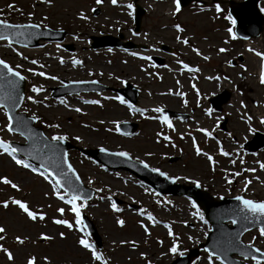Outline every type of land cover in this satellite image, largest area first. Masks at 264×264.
Masks as SVG:
<instances>
[{"label": "rangeland", "instance_id": "obj_1", "mask_svg": "<svg viewBox=\"0 0 264 264\" xmlns=\"http://www.w3.org/2000/svg\"><path fill=\"white\" fill-rule=\"evenodd\" d=\"M132 1L118 0L117 4L113 5L110 0H103L99 4L101 12L93 15L94 8L99 6L95 0H52L51 4L45 3L44 0H0L1 19L34 23L42 21L51 28L65 29L69 33L64 42H45L42 44L43 47L27 48L13 45L17 51L26 55L29 61L36 59L39 62L37 65H32L21 56H17L6 42H0V56L12 66L23 65L20 71L27 77L25 97L32 95L40 101L32 103L25 99L22 110L40 118L35 121V125L41 126L49 138L56 133H66L69 137L67 140L82 148L105 147L127 151L134 158L144 160L151 167L159 168L169 176L189 177L187 180L179 181L189 183L191 180H198L216 197L244 195L253 200H264V170H261L257 163V161L264 163V149L252 154L243 149L244 143L252 138L255 131H264V124L260 122L264 117V86L258 82L261 61L254 52L248 51L251 48L260 52L264 48V37L251 42L252 44L229 38L227 33L229 25L223 16L228 0L217 2L206 0L208 6L203 10L190 5L182 8L177 16L171 15V0H139L147 9V14L142 22L143 32L136 36L131 29L134 23L133 8L129 10L126 7ZM9 4L13 5V8H9ZM216 4L220 5L219 13L215 11ZM260 6L264 9V1ZM129 11L132 12L131 16L128 15ZM80 12L88 16V20L80 19L78 15ZM29 13L32 15L29 16ZM177 23L185 29L183 33H177L174 29L173 25ZM120 31L127 40L141 44L151 43L154 46H159V43L168 44L175 47L178 53H158L156 50L127 51L117 47L97 50L90 46L93 35L103 33L118 35ZM177 35L181 38L189 37V44L199 49L202 55L197 56L190 46L178 42ZM56 44H60L61 47L57 49ZM65 44H71L72 49L66 48ZM220 47L227 48L228 51L218 54L217 50ZM133 52L137 55L133 56ZM240 53L245 54L246 60L243 64L245 68L231 67L229 60ZM151 54L162 56L164 63L159 65L152 61ZM203 55L209 56L210 59L203 60ZM145 56L150 59H143ZM60 58H63V64L60 63ZM72 59L80 60L81 64L73 67ZM178 60L190 67H198L200 71L182 70V65L177 63ZM41 64L44 65L43 68L40 67ZM30 67L58 79L34 76L25 71ZM216 76H220L221 79H214ZM225 76L228 79H224ZM81 80H98L109 88L55 97L58 88L67 87V81ZM126 82L139 89V102L136 106L132 105V108L146 109L144 116L130 110L129 101L113 89L125 86ZM193 84L196 86L195 89L192 87ZM240 84L242 89L238 87ZM33 85L42 86L43 91L39 94L32 93L30 89ZM223 88L233 91L232 99L223 112L213 111L208 98ZM169 89H172L173 93L179 91L185 95L181 97L168 94ZM116 96L123 97L128 104H121L115 99ZM61 100L65 103H60ZM91 100H99L100 104L85 103ZM241 101L245 107H241ZM76 107L82 111L75 112ZM155 107L188 112L190 115L186 119L169 117L173 123V130L159 120L146 118L159 115L151 111ZM209 109L210 115L207 111ZM245 113L252 117L251 121L246 122V117L241 119ZM218 118H222L219 119V124ZM225 118L226 130L221 128ZM113 121L117 123L114 124ZM124 121L137 122V132L133 135L117 132L115 128ZM6 123L7 119L0 110V129H4ZM49 124H59L60 127L50 128ZM199 127L212 131L215 139L206 138L197 131ZM249 127L253 131H249ZM158 132L162 133L160 137H157ZM189 132L191 136L188 135ZM163 135H168L171 140H163ZM75 136H80L81 140H75L73 138ZM192 137H195L203 151L213 156L216 161L215 171L212 170L213 165L203 156L195 155ZM0 138L26 142L18 133L9 134L6 130L0 131ZM95 140L98 143H95ZM216 140L221 142L220 146L225 151L232 153L230 157H224L219 153ZM147 152H151L152 155L146 156ZM101 155L112 164L121 165L125 162L122 157L112 155L110 152H101ZM173 156L180 159L170 162L169 158ZM68 157L86 186L104 189L100 193L94 192L93 198L87 201L82 209V214L85 213L93 220L102 247L97 245L91 234L90 239L97 249L110 259V264H145V260L139 255L140 252L147 253L152 264H170L181 255L180 252L187 253L189 248L197 247L199 242L205 241L207 236L205 233L208 234L210 231V224L205 225L198 217L192 215L195 209L192 208L193 201L190 199L179 195H154L158 192L137 176L126 170L105 167L79 149H70ZM241 159L243 164L240 163ZM230 160L236 162L232 164ZM248 168H255L256 171H243ZM234 172H240L241 175L235 177L231 185L226 184L224 177L231 178ZM0 176H7L22 189L21 192H16L10 186L0 184V201L13 196L28 201L32 206H42V210L47 214L44 222L32 223L27 221L16 207L10 206L7 210L0 207V225L7 229L4 245L16 256L14 264H24L26 254H33L38 258L47 256L51 264H95L90 261L89 253L75 244L78 233L51 222L53 217L60 218L55 209L67 206L55 197L43 196L44 192L50 191V186L46 182L30 171L16 166L6 155H0ZM245 178L251 180L246 192L242 191ZM89 179L93 181L91 185L88 184ZM146 188L149 191L146 192ZM101 196L105 199H100ZM108 196L117 203L120 212L112 211ZM140 208L145 209L144 216L139 214ZM149 212L158 223L153 224L147 220ZM116 217L125 220L124 227L116 225ZM62 218L70 221L73 219L67 210ZM163 220L165 223H162ZM138 221H143L148 226L149 235L143 232ZM164 224L172 228L173 237L167 235ZM47 227L57 229L55 233L49 234L54 239L49 242L38 240L39 234L45 232ZM59 232H64L67 239L61 240L57 235ZM15 235L27 236L29 239L23 246L16 245L13 240ZM253 237H256L255 246L264 250V238L259 237L257 230L246 233L243 240L248 243ZM121 239L136 241L139 252L131 254L130 251L134 249L129 244L121 246L119 244ZM173 239L178 242L176 253L169 251ZM32 240H36V243L32 244ZM113 241L117 243L114 245ZM206 255L202 250L191 264H207ZM245 262L253 264L251 260ZM0 264H8L3 253H0ZM40 264L43 262L40 261Z\"/></svg>", "mask_w": 264, "mask_h": 264}, {"label": "snow or ice", "instance_id": "obj_2", "mask_svg": "<svg viewBox=\"0 0 264 264\" xmlns=\"http://www.w3.org/2000/svg\"><path fill=\"white\" fill-rule=\"evenodd\" d=\"M45 3L51 4L52 0H44ZM102 2V0H95V3L99 5ZM118 0H110V3L113 5H116ZM182 3L183 0H171V15L177 16L182 11ZM9 8H13V5L9 4ZM126 7L131 10L133 8V4L128 3ZM202 10V9H201ZM215 11L219 13L221 11L220 5H215ZM264 11V9H262ZM32 14L29 13V16ZM79 18L82 20H88V16H86L83 12H80ZM128 15L131 16L132 12L129 11ZM44 19H47V17H44ZM228 20H231L234 24L235 21L232 20V17H227ZM47 27L46 24L41 23H29V24H11L7 20L0 19V28H2L4 31L0 32V41H5L7 46L12 49L13 52L17 56H21L23 60L29 61V58L26 55H23L22 52L17 51L14 45L13 37L17 38V41L19 38L24 39H30L32 35L35 33L26 32L25 29L31 28V29H39L41 27ZM174 29L177 33H183L185 29L180 24L173 25ZM227 33L229 34V38L232 40L237 39L236 33L233 31L231 27L227 29ZM47 33H45L46 35ZM145 37H147V34H145ZM247 39V37H245ZM176 40L183 45L190 46L191 50L197 55L201 56V52L199 49H197L194 46H191L189 44V37L185 36L181 38L180 35L176 36ZM227 43V41H225ZM43 47V45H41ZM61 47L60 44H56V48L59 49ZM108 51H112V49H108ZM228 49L224 47H220L217 50V53H225ZM248 51L254 52L257 57L260 58L261 64H260V72H259V84L261 86H264V53L255 51L254 49L249 48ZM45 55H48L45 53ZM133 56H136L137 53L133 52ZM143 59H150V57H143ZM202 59L205 61H208L210 59L209 56L203 55ZM32 65H37L39 62L36 59H32L29 61ZM60 63L63 64L64 60L63 58H60ZM73 67L76 65H80L81 61L78 59H72L71 61ZM178 64L182 65V70H187L188 72H199L200 69L198 67H190L188 64L183 63V61H177ZM23 67L21 64H16L15 66H11L7 61L4 59H0V81H3V83H0V110L3 111L4 116L7 119V123L4 126V129H0V131L6 130L9 134H15L18 133L20 136L24 138V140L27 142L26 147H18L14 146L13 142L0 138V155H6L10 160L19 168L30 171L31 173L35 174L36 176L40 177L44 182H46L50 186V191L44 192L43 196L45 198H48L49 196L55 197L56 200L61 201L67 208L65 207H57L55 209L56 213L59 214L60 218L53 217L52 223L54 225L64 226L69 231H75L78 233L75 244L79 247L85 250L90 255V261L95 262V264H110V259L107 258L102 252H100L96 245L92 242L90 239V233L87 231V226L84 224V221L82 219V209L86 206V202L90 200L92 197L87 194V192H84L76 182L80 180V176L76 173V170L72 167V165L69 163L68 160V154L67 152H62L60 149V142L67 140L68 134H53L50 138L44 136L43 133H37L35 132L31 127H29V121L24 119L21 116H13L11 114L12 110L16 108H20L22 101L27 99L28 101H31L32 103H40L34 96L29 95L25 97L22 93H18V85L20 81H24L27 79L25 75H23L20 71V69ZM41 68L44 67V65H40ZM241 69L245 68V65H240ZM25 71L31 73L32 75L46 77L47 74L43 71L37 72L34 68H27ZM91 74V72H90ZM48 79L51 80H57L58 77L56 76H47ZM224 79H228L226 76L223 77ZM208 79H213V77H208ZM216 80H220V76L214 77ZM4 83L8 85V90H4ZM95 83V81H93ZM177 84H179V81H177ZM193 89L196 88L195 84L192 85ZM32 93L39 94L43 91L42 86L38 87L36 85H33L30 89ZM197 95H199V90L197 89ZM168 94H175L178 96L183 97L185 94L183 92H175L173 93L172 89L168 90ZM116 100H118L121 104H128V101H126L121 96H116ZM7 101V103H5ZM60 103L64 104L65 101L61 100ZM85 103L90 104H100L99 100H91V101H85ZM186 104L187 101H184ZM130 110H133L135 112H138L141 116L145 115L146 109L141 108H132V105H128ZM241 107H245L243 104V101H241ZM75 112L80 113L82 110L79 107H76L74 109ZM151 111L154 113L159 114L158 116L153 117H146L148 119H156L159 120L163 125H166L169 129H173V123L170 120L168 114L164 111L161 107H155ZM209 115L211 114V110H207ZM246 122L251 121L252 117L250 115H247L245 113L244 116L241 117V119H245ZM40 118L33 114L30 117V120L36 121ZM219 119H217V124H219ZM260 122L264 124V117L261 118ZM103 123V121H101ZM114 124L117 122L113 121ZM87 125H85L86 127ZM48 127L50 128H59V124H49ZM117 132L120 131V128L117 126L115 128ZM249 131H253L251 127L248 129ZM197 131L202 133L206 138L215 139L213 136V132L209 129L199 127L197 128ZM162 133H157V137H160ZM189 136H191V133H188ZM75 140L80 141V136L73 137ZM163 140L170 141L171 138L168 135H163ZM39 145H43V147H38ZM216 144L218 146L219 153L224 157H230L232 153L225 151L222 146H220L221 142L219 140H216ZM175 147V145H172ZM192 147L194 149L195 155L197 157L203 156L207 162H209L211 165H213V171H215L214 165L216 164V161L214 160L213 156L209 154L208 152L203 151L197 144V141L195 137H192ZM101 152H107L108 150L104 147L100 148ZM112 155H116L119 157H125L129 158V153L127 151H118L115 153H111ZM146 156H151V152L145 153ZM138 160L139 164H142L145 169L149 168V165L144 160ZM37 162V163H34ZM236 161L230 160V163L234 164ZM240 163L243 164V159L240 160ZM259 167L261 170H264V163H260ZM66 166V170H65ZM150 171L154 173H158L160 176L165 177L170 180H180V179H189V177H179V176H168L167 173L161 171L159 168H151ZM243 171L247 172H255V168H248L243 169ZM240 172H234L232 173L231 178L228 176H225V182L226 184L231 185L233 182V179L235 177L240 176ZM73 177L75 178V181L73 180ZM258 179V178H257ZM93 183L92 179L88 180V184L91 185ZM191 183L194 184L196 187H200V182L198 180H191ZM251 183V180L245 178L244 185L242 191H247V188L249 184ZM0 184L10 186L11 189L15 190L16 192H21L22 189L20 185L16 182H13L12 179H9L7 176H0ZM104 191L102 188H96L95 192L100 193ZM145 191H149V189H145ZM154 195H159V193H154ZM100 199H105V197L101 196ZM107 199L111 201L110 208L114 212H120L121 209L118 207L117 203L112 200L111 196H108ZM236 201L239 202V207L235 213H229L228 218L231 221V224L236 225L240 224L242 231H238L234 234H231V238L227 239L226 243L223 246H218L217 244H214L212 246V249L205 248L204 251L207 254V264H216V262H219V264H230L228 261V253L229 252H239L240 255L243 257L245 261L251 260L253 264H264V251H262L260 248L256 247L254 244V241L256 240V237H253L252 240L248 242L247 245L242 246L240 243V236L243 232H248L249 228L246 225H259L257 228L258 235L261 238H264V200H253L250 198H246L244 195H237L234 198ZM83 201V202H81ZM157 203H160V201H157ZM10 206L16 207L19 212L26 218L27 221H30L32 223L37 222H44L46 219V213L42 210V206H32L28 201L15 198L13 196H9L8 198L0 201V207L7 210ZM50 207V206H49ZM192 208L195 209V211L192 213L194 217H198L200 221H202L205 225L208 224V221L204 218V213L200 210V208L196 205L195 202L192 203ZM72 215L73 219L70 221L69 219L62 218L65 215V212ZM139 214L141 216L145 215V209L140 208ZM147 220L151 221L153 224L158 223L156 221L155 217L149 212L147 213ZM116 225L120 227H124L125 220L116 217L115 219ZM140 227L143 229V232L146 235H149V228L145 225L143 221H138ZM164 227L167 229V235L169 237H173L174 233L172 231V228L168 224H164ZM61 240L67 239L64 232H59L57 234ZM207 235V233H205ZM7 239V229L4 225H0V253H3L4 257L6 258L8 264H14L16 260V256L14 253L4 245V241ZM27 236H21V235H15L13 237L14 243L16 245L23 246L25 245L26 241H28ZM38 240L43 242H49L54 239L52 235H49L45 232H41L39 236L37 237ZM189 239H192V237H189ZM32 244L36 243V240L31 241ZM117 242L113 241V244L115 245ZM162 243V241L160 242ZM119 244L121 246L125 244H129L132 246L133 249L137 247V242L134 240H124L121 239L119 241ZM178 250V242L176 239H173L171 242V247L169 248V251L171 253H176ZM183 255V253H180ZM140 257L145 260V264H152V261L148 259V254L145 252L139 253ZM163 255V254H162ZM40 261L43 262V264H51L49 258L47 256L43 257H37L33 254H26L24 258V264H40Z\"/></svg>", "mask_w": 264, "mask_h": 264}, {"label": "water", "instance_id": "obj_3", "mask_svg": "<svg viewBox=\"0 0 264 264\" xmlns=\"http://www.w3.org/2000/svg\"><path fill=\"white\" fill-rule=\"evenodd\" d=\"M192 1L193 0H183L182 6L187 5L188 3ZM259 1L260 0H245V1L238 2V1L232 0L230 2V12L236 20V33L241 38L245 39V37L247 38L257 37L263 30L264 15L260 12L258 8ZM136 6H137L136 24H137V30H139L140 25H141L142 16L145 10L139 4H137ZM99 12H100V8L95 10V14ZM11 24H14V23H11ZM19 24H23V23H19ZM2 31L4 30L0 28V32ZM25 31L35 33V34L32 35L30 39L19 38L18 42H16L17 38L13 37L14 43L28 45V46H37L39 45V41L42 39L44 40H63L66 35L65 31H55L50 28H39V29L28 28V29H25ZM45 33L47 34L45 35ZM94 39H95L94 47H101V46H120V47H127V48L136 47V45L133 44L132 42L122 43L120 42L118 38H115L113 36L94 37ZM157 60L160 61L159 59ZM0 83H3V81H0ZM94 84L96 83H93V82L81 83L80 84L81 88H79V90L96 89ZM25 88H26V80L20 81L18 85V89H17L18 93H22L24 95ZM4 90L5 91L8 90V85L6 83H4ZM120 91L123 94H125L127 97H129L134 103H137L138 91L135 90L131 84H128L125 89H121ZM230 97H231V92L224 91L222 94L212 98L211 101L217 109L221 110L222 109L221 105L226 103L230 99ZM5 103H7V101ZM20 103L22 104V102ZM18 109L19 108L12 110L11 114L13 116H21L24 119L28 120L29 127H31L37 133L44 134L42 128L34 126V121L30 120V116L26 115L25 113L18 112ZM173 114L180 115L182 117L184 116V115L176 114V113H173ZM223 127H225V123H223ZM121 129L125 133H132L136 131L137 124L123 123L121 125ZM44 136L46 135L44 134ZM13 145L18 146V147H26L27 143L26 144L13 143ZM59 146L62 152H67L69 148L74 147L72 144L66 141L60 142ZM263 146H264V134L258 132L253 140L246 143L245 148L249 151H256ZM38 147L42 148L43 145L38 144ZM86 152L108 166H111L113 168H125L134 173H138L145 180L152 183L161 193L180 194V195L188 196L194 199L202 207L207 219L212 224V232L209 235V240H208L209 242L208 244H206V247L208 246V248L212 249V246L214 244H217L218 246H223L226 243L227 239L231 238V234H234L238 231H242L241 225L239 223L236 225H232V226L227 223L228 221H230V219L228 218V214L235 213L239 207V202L234 199L235 197H222L219 200V199H216L207 190H202L200 187L198 188L196 186L174 184L173 180L162 177L158 173H154L150 171L149 168L145 169L142 164H139L138 161L133 160L130 155H129V158L124 157L125 164L114 165L104 155H101L100 151L87 150ZM172 160H176V158H173ZM65 170H66V166H65ZM73 180L75 181L74 177H73ZM76 183L84 192H87V194L92 197L93 195L92 192L88 193V188H86L81 183L80 180ZM85 222H86V225L88 223L87 226L90 227L93 234L99 240L95 232V229L93 228L91 222L88 221L86 217H85ZM246 226L249 229H252V228L258 227L259 225L257 224L255 226L254 225H246ZM243 234L244 232L242 233V235ZM242 235L240 236V243L242 246H244V243L242 242V239H241ZM232 253L234 252L228 253V261L230 262V264H244L242 262H238L234 260L231 257ZM186 259H187V262L185 264H188L190 258H186Z\"/></svg>", "mask_w": 264, "mask_h": 264}, {"label": "bare ground", "instance_id": "obj_4", "mask_svg": "<svg viewBox=\"0 0 264 264\" xmlns=\"http://www.w3.org/2000/svg\"><path fill=\"white\" fill-rule=\"evenodd\" d=\"M79 106V105H78ZM95 143H98L97 140H95ZM57 231V229L55 227H47L45 232L48 233V234H53ZM157 233H159L158 230H156ZM139 252V245L137 244V247L134 249V250H131L130 253L131 254H136Z\"/></svg>", "mask_w": 264, "mask_h": 264}, {"label": "flooded vegetation", "instance_id": "obj_5", "mask_svg": "<svg viewBox=\"0 0 264 264\" xmlns=\"http://www.w3.org/2000/svg\"><path fill=\"white\" fill-rule=\"evenodd\" d=\"M153 48V47H152ZM150 49V48H149ZM240 64H242V63H240Z\"/></svg>", "mask_w": 264, "mask_h": 264}]
</instances>
